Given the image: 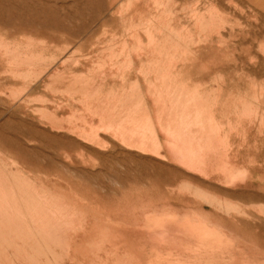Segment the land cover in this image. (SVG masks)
<instances>
[{
	"label": "rangeland",
	"instance_id": "rangeland-1",
	"mask_svg": "<svg viewBox=\"0 0 264 264\" xmlns=\"http://www.w3.org/2000/svg\"><path fill=\"white\" fill-rule=\"evenodd\" d=\"M242 37L246 42H241ZM223 45L228 48L227 53ZM216 53L217 56L223 55L215 57ZM211 54L216 59L211 58ZM263 55L264 0H0V163L3 161L0 169L5 168V172L11 169L7 173L14 174L19 185H35L38 191L41 180L52 187L59 176L64 175L66 179L69 177L67 180L74 181L71 183L74 187L80 191L87 187L91 195L103 198L102 201L109 206H117L125 186L136 189L134 194L149 196L152 201L160 196L169 199L185 196L194 200L210 194L234 204L250 203L252 199L264 201V191L244 190L243 186L231 189L215 183L211 186L203 174L184 173L178 166L151 158L145 154L146 151L135 146L132 142L134 137L122 134L134 128L129 118L136 120L144 115L150 120L154 100L159 103L166 96L184 94L188 96L179 106L189 108V105L199 103L205 110L204 125L213 127L209 129L211 133L214 130L212 134L215 133L214 139L219 146L232 147L246 138L247 130L253 131L251 141L255 140L248 147L252 151L251 156L261 153L264 159ZM224 56H227L226 60H223ZM195 59L199 62L196 66L204 70L202 73L190 65ZM182 63L185 65H180ZM218 65L226 67L219 68ZM214 66L218 69L216 72ZM185 67H188L187 73ZM192 67L194 72L198 70L196 74ZM109 119H113V123ZM142 127L150 132V125ZM153 127L158 129L155 123ZM111 139L117 144H113ZM255 142H261V145ZM93 144H97V148ZM60 146L65 150H59ZM253 148H260V152L258 149L253 151ZM80 152L88 156H82ZM71 157H74V162ZM47 158L50 163L46 162ZM51 162L57 163H52L56 166ZM63 162L70 166L72 174L61 172ZM44 170L50 173L47 172L49 176ZM28 173L30 183L34 181V175L35 179L38 175L35 184L27 183ZM42 175L46 177L43 179ZM50 176L54 178H48ZM185 182L189 188L185 189ZM240 197L243 201L239 200ZM14 242L20 243L21 240L14 239Z\"/></svg>",
	"mask_w": 264,
	"mask_h": 264
},
{
	"label": "bare ground",
	"instance_id": "bare-ground-1",
	"mask_svg": "<svg viewBox=\"0 0 264 264\" xmlns=\"http://www.w3.org/2000/svg\"><path fill=\"white\" fill-rule=\"evenodd\" d=\"M128 2H130V1H128ZM218 5L221 6V4H218ZM218 10H219V8H218ZM129 15H131V14H129ZM113 21L115 22V19ZM27 25H28V23H27ZM27 31L29 32V30H27ZM237 33H239V35H240V32H237ZM234 35L235 34H233V36ZM243 36H245V35H243ZM221 37H223V36H221ZM232 38L234 40L236 39L235 37H232ZM239 38H240V36H239ZM173 39H174V37H173ZM214 39L216 40V38H214ZM225 40H226V38H225ZM229 40H232V39H229ZM242 41L246 42V40H243V37H242L241 42ZM198 43H199V41H198ZM79 44H82V43H79ZM203 44H204V42H203ZM231 44H232V42H231ZM27 45H29V44H27ZM82 45H84V44H82ZM212 45H214V44L212 43ZM223 46H225L224 48H225V51L227 53L228 48L226 47V45H223ZM80 47H82V46H80ZM240 47H242V46H240ZM240 47H239V50H240ZM218 48L219 47L214 48V49L217 50ZM224 48H223V50H224ZM26 49H28V48H26ZM232 49L230 47L229 50L232 51ZM192 50H193V48H192ZM198 50H200V49H198ZM211 50H213V49L211 48ZM206 51L208 54L209 53L208 49H206ZM231 51L229 52V54L231 53ZM196 52H197V50H196ZM214 52H216V51H214ZM240 52H243V51H240ZM245 52L249 53L247 50ZM191 53L193 54V52H191ZM199 53H200V51H199ZM233 53L235 54V52H233ZM7 54H10V53H7ZM202 54L203 53H200L201 56H202ZM212 54H213V51H212ZM229 54H227V55L230 56ZM222 55L223 54H221V55L219 54L217 56V53H216L215 57H219ZM241 55L242 54H240L239 57ZM247 55L248 54H246V56ZM155 56H156V54H155ZM189 56H191V55H189ZM215 57H214V55H212L211 58H215ZM243 57H245V56H243ZM243 57H242V59H243ZM253 57H255V56H253ZM259 57H258V59H260ZM187 58H189V57H187ZM204 58H202V59L205 61L206 58L205 59ZM219 58H218V60H219ZM226 58H227V56L223 60H226ZM238 58H235V59L238 60ZM261 58H263V57H261ZM239 59H241V58H239ZM251 59H252V57H251ZM258 59L256 58V61ZM263 59L261 61L264 62ZM230 60H231V58H230ZM212 61H215V60L212 59ZM194 62L195 63L197 62L196 59H195V61H191V64H190V62H188V63L190 65H192L193 67H195L199 62H197L195 65H194ZM244 62H245V59H244ZM254 62H255V60H254ZM188 63H186V66ZM200 63H203V62H200ZM205 63H207V62H204V64ZM217 63H219V62L217 61ZM246 63L248 64V62H246ZM183 64L184 63H182L180 65H183ZM229 64H231V63H229ZM258 64L260 65V61ZM156 65H158V63ZM209 65H211V64L209 63ZM221 65H218V67L219 68L226 67V66L221 67ZM242 65H244V63ZM233 66H234V64H233ZM182 67H181V70H183ZM188 67H189V65H188ZM188 67H185V73L188 72L186 70V68H188ZM198 67L199 66H196V68H198ZM192 68H190V70ZM196 68H195V70H196ZM207 68H208V66H207ZM235 68H236V66H235ZM158 69H160V68H158ZM198 69H199V72H201L202 68L200 67ZM178 70H179V68H178ZM213 70L216 72V70H218V69H216V67L214 66ZM219 70H222V69H219ZM196 71H198V70H196ZM203 71L204 70H202V72ZM208 71H212V70H208ZM222 71H224V70H222ZM253 71H254V69H253ZM255 71H257V70H255ZM183 72L184 71H182L181 73H183ZM193 72H194V68H193ZM254 74H256V73H254ZM186 75H188V74H186ZM150 89L151 88H149V91H150ZM151 92H152V90H151ZM221 93L222 92H220V94ZM187 96L188 95L179 94L178 96L173 95L168 99L169 100L175 99V100H178V102L183 103V102H185ZM189 97H190V95H189ZM106 101H107V99H106ZM164 101H162L163 103L159 102V103H162V109H164V107H165ZM194 101H198V100H194ZM109 102H111V101H109ZM154 102H155V105H157V107H159L160 104L157 102V100L156 101L154 100ZM190 106L191 105H189V107ZM192 107L194 108L193 111H190V112L183 111V114L185 115L184 117H183V114L181 117L178 116L177 118H174V119H173V116H170L168 118L170 120V122L168 124L167 123L165 124L162 121V117L159 114H158L157 118H156L155 114H152V115H155V118L157 119L156 120L154 118L156 120V125L159 126L158 130H156L153 127V122L151 120L147 119L148 116L144 117V115H143L142 117H139L136 120L131 119L132 118L131 117V118H129V121H130V123L134 124V128L129 130L128 132L124 131V132H122V134L127 133L130 138L134 137L132 142L135 144V146L142 151H146L145 154L147 153V154L151 155L150 156L151 158H155L156 160L164 161L167 163H171L172 165L178 166L183 171H185L184 173L188 172V173H192V174H197V173L203 174V175H205L204 179L206 181H208L210 183V185H211V183H215V185L219 184L222 187H225V188L228 187L231 189H234L238 186H243L244 190L254 191L253 189H258L259 191L261 190L263 192L264 191V159H262V157L258 158V156H256L257 157L256 158L255 157L256 153L254 154V156H250L252 154V151L247 147L240 146L239 144H238L239 146H237V147L236 146L228 147L225 145L219 146L216 143V140L214 139L215 133L212 134L214 132V130L212 133L210 131V129H213V127L210 128L211 127L210 126L208 128L207 127L201 128V127H203L202 125L205 122V121L204 122L201 121V120L205 119L204 118L205 116H203L202 111H201V109H202L201 105L196 103V104H192ZM248 108H251V106H249ZM159 109H160V107H159ZM43 110H45V109H43ZM157 111H158V109H157ZM163 111L165 112V110H163ZM127 113H129V112H127ZM140 115H142V114H140ZM111 120L113 121V119H111ZM172 120H174V121L176 120L177 127H179V128H175L176 126L172 125ZM112 121L110 123H113ZM157 122H158V124H157ZM198 122H199V124L197 125ZM147 124L151 126L150 129L148 128L150 130V132L146 131L147 128L142 127V125H144V127H145ZM123 125H124V123H123ZM194 126H197V128H195ZM107 129H108V127H107ZM114 131H116V129ZM62 132L64 133V131H62ZM73 132H74V130H72V134H73ZM251 132H253V131H251ZM251 132H250V134H251ZM100 133H102V132H100ZM120 133H121V130H120ZM258 134H257V136H259ZM251 135H252L251 136V138H252L254 133H252ZM78 136H80V135H78ZM107 136H109V135H107ZM61 137H62V135H61ZM101 137H102V135H101ZM254 137L256 139L258 138L256 136H254ZM66 138H67V134H66ZM104 139H106V138H104ZM161 139H162V141H161ZM92 140H93V138H92ZM209 140L210 141L215 140V141L214 142H208ZM253 140H255V139H253ZM259 140H260V138H259ZM115 141H112V139H111V142L113 144L116 143ZM82 142H84V141L82 140ZM223 142H225V141H223ZM69 143L73 144L72 142H69ZM255 143H258V145H261V142H260V144H259V142H255ZM107 144H108V142H107ZM118 144H119V142H118ZM247 144H248V142H247ZM249 144L251 145V143H249ZM60 145H64V144L61 143ZM88 145H92V144L88 143ZM94 145L95 144H93V147H94ZM108 145H110V144H108ZM57 146H56V149H57ZM95 146L97 148V144ZM42 147L44 148V146H42ZM65 147H66V145H65ZM71 147L72 146L70 145V148ZM121 147H119V148H121ZM123 147H124V145H123ZM261 147H263V146H261ZM60 148H61V146H60ZM60 148H59V150H65L64 147H63L64 149H62V148L60 149ZM102 149H104V148H102ZM102 149H101V151H102ZM257 149L259 150L260 148H256V149L253 148V151L257 150ZM50 150H49V152H51ZM52 150H53V147H52ZM68 150H69V148H68ZM71 150H73V147ZM45 151L48 152V150H45ZM71 152H74V151H71ZM249 152H250V154H249ZM256 152H258V151H256ZM259 152H260V150H259ZM261 152H262V150H261ZM263 152H264V149H263ZM80 153L82 156H88L87 153H84V152H80ZM88 153H91V151H89ZM96 153L98 154V151ZM101 153H103V152H101ZM55 154H56V151H55ZM60 154L63 156L64 153L63 154L60 153ZM93 156H95V155H93ZM47 157H49L48 154H47ZM71 158H73L71 160H73V162H74V157H71ZM86 158L87 157H85L84 159L86 160ZM42 159H45V158L42 157ZM48 159L49 158L46 159V162ZM60 160L62 161V159H60ZM49 161L50 160H48V163H50ZM65 161H66V159H65ZM145 162H147V161H145ZM27 163H29V162H27ZM39 163H40V161H39ZM52 163H54V162H51V165L57 164V163H54V164H52ZM75 163H77V162H75ZM40 164H42V163H40ZM93 164H95V163H93ZM24 165L27 166V164H24ZM29 165H30V163H29ZM48 165H50V164H48ZM164 165L165 164L163 163V166ZM6 166L7 165H5V167ZM54 166H56V165H54ZM167 166H169V165H167ZM30 167H31V165H30ZM30 167H29V169H31ZM40 167L42 168L43 166H40ZM69 167H70L69 165H67L63 162L61 164V168H62L61 172H63V173L70 172ZM169 167H171V166H169ZM46 168H47V165H46ZM50 168H52V166ZM72 168L73 167H71V169ZM4 169L3 170L0 169V264H264V201H262V200L257 201V200L252 199V202H250V203L234 204V203L230 202L229 200L221 199L217 195H211V194L207 195L205 197L197 195L200 199H202V202H200L201 200L197 197H195L194 200L188 199L189 197L185 198V196L184 197L183 196H176L172 199H169V198H163L158 194L161 198L159 197L158 200L152 201L149 198V196H147V195L141 196L138 194H134V190H136V189L132 190L133 189L132 187H129V186L126 187L125 186L123 188V190L121 191L117 206H109L104 201H102L103 200L102 197H101L102 199H100L98 196L91 195L92 193H89L90 190H88L87 187H86V189L83 187L82 188L83 190L81 189V191H80V189H77L76 187H74L71 184L72 182L74 183V181H71V179H70V181L67 180V179H69V177H68L69 174L67 175V177H68L67 179L63 174L62 175L64 177L60 175L59 178L57 179V182L55 181L56 183L55 184L53 183L52 187L48 186L50 183L46 185L47 182L43 183L41 180V185L38 184L41 186V187L38 186V187H40L39 188L40 190L38 191L37 190L38 188L35 185H29V184L28 185L26 184L25 186L19 185V183L17 182L18 179H16L15 175L12 173H7L11 169L6 170L7 172H5ZM43 169H45V168H43ZM47 170L50 171V169H47ZM12 171H14V170H12ZM34 171H36V170L34 169ZM40 171H41V169H40ZM51 171H52V169H51ZM45 172H46V175H48L47 174L48 171H45ZM182 172H180L181 175H182ZM55 173L56 172H54V174ZM70 173L72 174V172H70ZM75 173H77V172H75ZM75 173H73V174H75ZM38 174H40V173H38ZM57 174L59 175V172H57ZM172 174L174 175L173 171H172ZM165 175H166V173H165ZM175 175H178V174H175ZM26 176L28 177V181H29L31 179V178H29V173ZM35 176L36 175H34V181H32L33 183L38 181V180L36 181V179L38 178V175H37L36 179H35ZM43 176L44 175H42V177ZM54 176H56V175H54ZM169 176L172 177L171 174ZM179 176L180 175H178V178H179ZM182 176H180V177H182ZM24 177L25 176H23L22 178H24ZM44 177H46V176H44ZM44 177H43V179H44ZM52 177L53 176H50L48 178L52 179ZM56 178H57V176H56ZM136 178H138V177H136ZM136 178H134V179H136ZM174 178H175V176H174ZM187 178H189V177H187ZM126 179H127V177H126ZM151 179H153V178H151ZM197 179H198V177H197ZM22 180H24V179H22ZM142 180L144 181V179H142ZM160 180H162V179H160ZM26 181H27V179H26ZM22 182L24 183V181H22ZM32 182L30 183V181H29L27 183L32 184ZM167 182H169V181H167ZM172 182H175V181L173 180ZM208 182H204V183L207 184ZM126 183H128V182H126ZM166 183H164V184H166ZM74 185H76V184H74ZM77 185H78V183H77ZM136 185H137V183H136ZM139 185H142V184H139ZM173 185L171 184V186H173ZM179 185H181V184H179ZM183 185L184 186L186 185L185 189L188 187L186 182H185V184L183 183ZM189 185L192 186L191 184H189ZM213 185H211V186H213ZM161 187H162V185H161ZM79 188H81V185L79 186ZM193 189H194V187H193ZM183 190H184V188H183ZM168 191L170 193V190H168ZM186 191L188 192V190H186ZM194 191L196 192V189ZM199 192H201V191L199 190ZM224 192L226 193V191H223V194H224ZM243 192L244 191H242V195H243ZM184 193H186V192H184ZM230 193L232 194V192H230ZM230 193H229V195H230ZM153 194H157V192H155V193L153 192ZM116 195H118V193ZM151 195H152V193H151ZM202 195H204V194H202ZM226 195H228V194L226 193ZM226 195H224V197ZM235 196H236V193H235ZM256 196H253V197L255 198ZM201 197H204V198H201ZM243 197H246V196L243 195ZM249 197H251V196H249ZM155 198H156V196H155ZM256 198H258V196ZM260 198H262V197H260ZM240 199H241V197L239 198V200ZM241 201H243V200L241 199ZM246 201H247V199H246ZM206 207H208L209 209H206ZM14 239H18V241L21 240V242L20 243L14 242Z\"/></svg>",
	"mask_w": 264,
	"mask_h": 264
},
{
	"label": "crops",
	"instance_id": "crops-1",
	"mask_svg": "<svg viewBox=\"0 0 264 264\" xmlns=\"http://www.w3.org/2000/svg\"><path fill=\"white\" fill-rule=\"evenodd\" d=\"M168 98H170V97H168V96H166V99H165V101H164V105H165V107H164V109H162V103H159L160 105H159V107H160V109H159V107H157V105H154V102H152V108L150 109L151 111H150V113H152V114H155L156 115V118H157V116H158V114L162 117V121L166 124H168L169 122H170V120L168 119L170 116H173V119L174 118H177L178 116H182V114H183V111H185V112H190V111H193L194 110V108L192 107V104H191V106L189 107V108H184V107H180L179 105L181 104L180 102H178V100H175V99H172V100H169ZM176 102V103H175ZM199 104V103H198ZM200 105V104H199ZM168 107V108H167ZM171 107V108H170ZM173 107V108H172ZM158 109V111H157V109ZM162 110V111H161ZM163 110H165V112L163 111ZM169 110V111H168ZM171 110V111H170ZM201 111H202V114H203V116H204V113H205V110L203 109V107H202V109H201ZM164 112V113H163ZM150 115V120L153 122V124L155 123V127L157 126L156 125V120H153V115ZM154 115V116H155ZM165 115V116H164ZM152 116V117H151ZM185 115L183 114V117H184ZM202 116V117H203ZM167 118V119H166ZM201 121H203L204 122V120H201ZM157 124H158V122H157ZM199 124V122L197 123V125ZM172 125L173 126H176L175 128H179V127H177V124H176V120L174 121V120H172ZM203 127H201V128H205V127H207L208 128V126H205L204 125V123H203V125H202ZM157 127H159V126H157ZM194 127H197V126H194ZM156 130H158V129H156ZM250 135V132L247 130V135H246V138H244L243 140H241L240 142H238L237 144H235L234 146H242V147H249L250 146V144L249 143H251V144H253L252 142H254V140L253 141H251L252 140V138H251V136H249ZM250 141H248V140ZM161 141H162V139H161ZM215 141V140H214ZM214 141H208V142H214ZM207 142V141H206ZM247 142H248V144H247ZM239 144V145H238ZM247 145V146H246ZM233 147V146H232ZM250 154V153H249ZM261 154H259V155H255V157L256 156H258V158H260V157H262V156H260ZM251 156V155H250ZM257 158V157H256Z\"/></svg>",
	"mask_w": 264,
	"mask_h": 264
}]
</instances>
